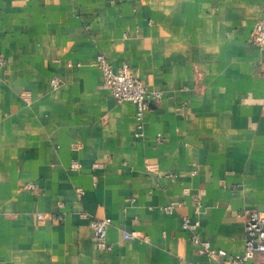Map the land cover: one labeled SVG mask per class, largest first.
<instances>
[{
	"label": "crops",
	"instance_id": "obj_1",
	"mask_svg": "<svg viewBox=\"0 0 264 264\" xmlns=\"http://www.w3.org/2000/svg\"><path fill=\"white\" fill-rule=\"evenodd\" d=\"M259 23L264 0H0V264H207L187 215L242 254L264 212ZM99 53L161 92L142 136Z\"/></svg>",
	"mask_w": 264,
	"mask_h": 264
},
{
	"label": "built area",
	"instance_id": "obj_2",
	"mask_svg": "<svg viewBox=\"0 0 264 264\" xmlns=\"http://www.w3.org/2000/svg\"><path fill=\"white\" fill-rule=\"evenodd\" d=\"M251 42L259 48L264 49V24L259 23L251 37ZM6 63V59L0 56V66ZM94 65L104 75V87L109 89L118 103H133L136 106L137 136L143 135L145 125V113L150 109L152 103L158 102L162 96L158 90L150 89L146 83L136 77L128 63L120 67H114L103 53H99L95 59ZM55 87L61 85L58 78L52 79ZM74 164V167H78ZM78 192L82 193L79 189ZM60 208L64 206L59 203ZM174 204L164 207L169 212ZM199 213V206L196 209ZM53 216L46 213H38L40 219ZM62 214L56 218L62 219ZM245 251L242 254L229 255L224 249L212 247L210 241L204 240L200 234V220L190 216H184L182 221L183 229L189 231L190 239L193 243L199 245V252L208 255L211 260L207 264H264V212L249 211L245 213ZM112 224L110 217L93 218L90 220L93 231V239L96 245L102 249L111 250L112 247L107 240V230ZM137 236L136 232L128 233V237ZM230 256L229 260L224 261V257Z\"/></svg>",
	"mask_w": 264,
	"mask_h": 264
}]
</instances>
